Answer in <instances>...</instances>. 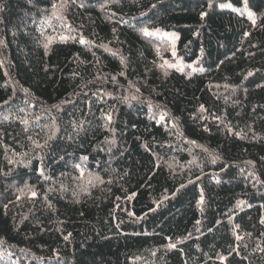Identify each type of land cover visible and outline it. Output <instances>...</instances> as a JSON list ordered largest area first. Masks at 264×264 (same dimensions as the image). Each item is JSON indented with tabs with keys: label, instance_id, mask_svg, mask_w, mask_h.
<instances>
[{
	"label": "trees",
	"instance_id": "trees-1",
	"mask_svg": "<svg viewBox=\"0 0 264 264\" xmlns=\"http://www.w3.org/2000/svg\"><path fill=\"white\" fill-rule=\"evenodd\" d=\"M262 221L264 0H0V264H264Z\"/></svg>",
	"mask_w": 264,
	"mask_h": 264
},
{
	"label": "snow or ice",
	"instance_id": "snow-or-ice-1",
	"mask_svg": "<svg viewBox=\"0 0 264 264\" xmlns=\"http://www.w3.org/2000/svg\"><path fill=\"white\" fill-rule=\"evenodd\" d=\"M243 4H244L245 7H247V5H248V0H243ZM210 6H211V5H210ZM53 7H55V5H53ZM153 7H154V6H153ZM205 15H206V13H201V18H203ZM248 15H249V18L252 19V23L255 24V23H256V20H255V18H254V13H252L251 11H249ZM158 31H159V30H157V32H158ZM142 32H143L145 35H149V34H150V33H149V30H148L147 28L142 29ZM245 35H248V33H245ZM176 39H178V37H176ZM80 42H81V43H84L83 40H81ZM173 44H174V41H173ZM109 51H110V50H109ZM172 54H173V56H175V55H176L175 51H173ZM123 62H124V59H123V57H121V63H123ZM165 63H167V61H165ZM161 67H163V65H162ZM181 70H182V69H181ZM164 75L167 76V72H165ZM251 75H253V73H252V72H249V73H248V76H251ZM133 99H135V97H133ZM201 110H204V109H203V106H201ZM108 119L111 120V117L109 116ZM161 119L163 120L164 117L161 116ZM23 123L27 124V121L25 120V121H23ZM49 139H51V137H49ZM36 147H41V145L36 144ZM84 159H87V157H85ZM217 159H219V157H215V158H213L212 162L215 163ZM249 163H251V162H249ZM76 167L79 168L80 165H77ZM40 174H41V175L44 174V169H43V168L40 169ZM81 175L83 176V172L81 173ZM88 183H91V180H89ZM182 187H183V185H182ZM31 195H32L33 197H35V196H36V192H35V191H32ZM203 202H204V197H203V195H201V197H200V201H199L198 203L203 204ZM262 222H264V221H262ZM198 223H199V222H198ZM237 227H238V225H237ZM65 239H68V237L65 236ZM169 247H170V248H175L176 245H175V244H170Z\"/></svg>",
	"mask_w": 264,
	"mask_h": 264
},
{
	"label": "rangeland",
	"instance_id": "rangeland-1",
	"mask_svg": "<svg viewBox=\"0 0 264 264\" xmlns=\"http://www.w3.org/2000/svg\"><path fill=\"white\" fill-rule=\"evenodd\" d=\"M223 5H230V2L229 1H227V2H223L222 3ZM164 34L165 35H170L172 38H173V40H174V44L176 45L177 44V40L178 39H176V37H178V34H175L174 35V31H164ZM176 51V50H175Z\"/></svg>",
	"mask_w": 264,
	"mask_h": 264
},
{
	"label": "bare ground",
	"instance_id": "bare-ground-1",
	"mask_svg": "<svg viewBox=\"0 0 264 264\" xmlns=\"http://www.w3.org/2000/svg\"><path fill=\"white\" fill-rule=\"evenodd\" d=\"M218 262V261H217Z\"/></svg>",
	"mask_w": 264,
	"mask_h": 264
}]
</instances>
